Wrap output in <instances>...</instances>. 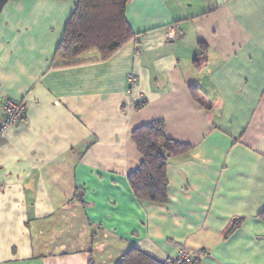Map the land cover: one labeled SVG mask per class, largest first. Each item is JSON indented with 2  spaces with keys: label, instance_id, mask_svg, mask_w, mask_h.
I'll use <instances>...</instances> for the list:
<instances>
[{
  "label": "crops",
  "instance_id": "0c3cea01",
  "mask_svg": "<svg viewBox=\"0 0 264 264\" xmlns=\"http://www.w3.org/2000/svg\"><path fill=\"white\" fill-rule=\"evenodd\" d=\"M77 3L0 11V121L7 98L27 109L0 136V264H118L132 248L164 260L183 246L194 264H264V0H129L135 35L70 63L57 50ZM159 119L190 146L169 158L165 203L128 180L142 162L132 131Z\"/></svg>",
  "mask_w": 264,
  "mask_h": 264
},
{
  "label": "trees",
  "instance_id": "16d2710c",
  "mask_svg": "<svg viewBox=\"0 0 264 264\" xmlns=\"http://www.w3.org/2000/svg\"><path fill=\"white\" fill-rule=\"evenodd\" d=\"M128 1L78 0L76 9L67 23L63 41L57 50V57L74 63L79 55L89 49H97L103 60L110 57L135 35L125 18ZM194 89L191 88L193 97L200 101ZM165 127V121L159 119L132 131V138L142 155V162L128 175L129 183L138 198L157 203L167 201L169 158L190 149L189 145L168 137ZM259 217L264 220V208L259 212ZM118 264L165 263L132 248Z\"/></svg>",
  "mask_w": 264,
  "mask_h": 264
},
{
  "label": "built area",
  "instance_id": "2783aa9c",
  "mask_svg": "<svg viewBox=\"0 0 264 264\" xmlns=\"http://www.w3.org/2000/svg\"><path fill=\"white\" fill-rule=\"evenodd\" d=\"M173 33L170 31L171 38ZM138 83V76L135 73H130L128 76V90L132 89ZM145 99L143 98L142 103ZM27 109L23 102H17L10 98L4 100L1 106V121H0V136H4L6 132L12 128L19 126L26 118ZM165 264H194L193 254L186 247H181L175 256L165 258Z\"/></svg>",
  "mask_w": 264,
  "mask_h": 264
},
{
  "label": "water",
  "instance_id": "95a60500",
  "mask_svg": "<svg viewBox=\"0 0 264 264\" xmlns=\"http://www.w3.org/2000/svg\"><path fill=\"white\" fill-rule=\"evenodd\" d=\"M8 2V0H0V11L3 10L4 6L6 5V3Z\"/></svg>",
  "mask_w": 264,
  "mask_h": 264
}]
</instances>
